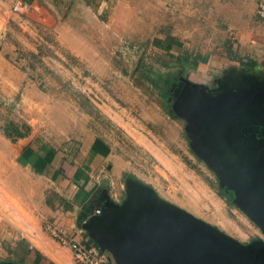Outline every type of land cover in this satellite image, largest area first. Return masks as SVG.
Instances as JSON below:
<instances>
[{"label": "rangeland", "instance_id": "374dc122", "mask_svg": "<svg viewBox=\"0 0 264 264\" xmlns=\"http://www.w3.org/2000/svg\"><path fill=\"white\" fill-rule=\"evenodd\" d=\"M262 2L0 0V186L12 174L30 179L14 163L21 139L72 162L92 142L122 186L140 182L241 240L264 241L193 137L196 113L208 121L216 105L227 124L236 107L246 123L264 113V62L241 64L253 38L242 27L260 22Z\"/></svg>", "mask_w": 264, "mask_h": 264}, {"label": "water", "instance_id": "95a60500", "mask_svg": "<svg viewBox=\"0 0 264 264\" xmlns=\"http://www.w3.org/2000/svg\"><path fill=\"white\" fill-rule=\"evenodd\" d=\"M216 106V117L208 121L201 118L200 111L196 113L195 147L222 172L226 186L235 191V203L264 230V113L259 114V121L246 123L239 119L241 108L236 107L227 124V116L219 111L222 107ZM227 139L235 149L224 145ZM129 191L125 211L107 223L105 231L96 219L86 223L102 249L110 252L111 246L117 247L114 252H121L128 264H264V241L241 244L162 202L137 181L129 183Z\"/></svg>", "mask_w": 264, "mask_h": 264}, {"label": "crops", "instance_id": "0c3cea01", "mask_svg": "<svg viewBox=\"0 0 264 264\" xmlns=\"http://www.w3.org/2000/svg\"><path fill=\"white\" fill-rule=\"evenodd\" d=\"M242 30L248 40L253 37L250 46L245 45L246 50L241 47L248 55L244 61L250 59L260 67L264 62V19L260 17L256 24L249 22ZM46 142L21 139L15 144V167L25 169L30 179L21 183V177L12 174L9 177L14 181L9 179L8 184L0 186V264H79L71 247L54 238L46 229L47 225L54 224L73 236L80 228L86 230V223L92 217L105 231L107 223L125 211L129 185L126 187V182L123 186L119 184L122 175L115 171V165L109 170L111 162L106 156L97 154L93 157L94 143L82 148L72 162L73 158H67L64 151L53 150ZM152 190L158 196L156 190ZM158 198L167 201L161 195ZM175 207L241 244L254 242L241 240L191 208ZM98 208L104 211L99 220L93 215ZM118 222L117 219L114 223ZM236 226L233 222V227ZM86 232L92 238L89 231ZM109 249L114 264H128L121 252H114L117 247Z\"/></svg>", "mask_w": 264, "mask_h": 264}, {"label": "built area", "instance_id": "2783aa9c", "mask_svg": "<svg viewBox=\"0 0 264 264\" xmlns=\"http://www.w3.org/2000/svg\"><path fill=\"white\" fill-rule=\"evenodd\" d=\"M20 8V4L15 5V10ZM258 15L264 19V2L260 4ZM102 213L101 209H96V215ZM48 231L56 238L62 245H68L73 250L74 258L79 264H114V258L108 250L102 249L96 242L88 235L86 230L80 228L78 231L79 238L76 234L72 237L60 227L56 225L48 226Z\"/></svg>", "mask_w": 264, "mask_h": 264}, {"label": "trees", "instance_id": "16d2710c", "mask_svg": "<svg viewBox=\"0 0 264 264\" xmlns=\"http://www.w3.org/2000/svg\"><path fill=\"white\" fill-rule=\"evenodd\" d=\"M158 44H160V43H158ZM172 48V42L171 43H168L166 46H165V50H170ZM242 66H244V67H247V68H249V69H254V68H256V66H257V62H255V61H252V60H250V59H247V61H242ZM165 85V84H164ZM167 87H166V85L164 86V92H162L165 96H168L169 94H170V91H169V89H166ZM224 191H225V196L226 197H228V199L230 200V201H232L233 199H235V193H234V191L232 190V189H229L227 186H225V189H224ZM233 202V201H232ZM66 206V205H65Z\"/></svg>", "mask_w": 264, "mask_h": 264}, {"label": "flooded vegetation", "instance_id": "af4514ba", "mask_svg": "<svg viewBox=\"0 0 264 264\" xmlns=\"http://www.w3.org/2000/svg\"><path fill=\"white\" fill-rule=\"evenodd\" d=\"M230 189V188H229ZM234 193H235V191H234Z\"/></svg>", "mask_w": 264, "mask_h": 264}]
</instances>
